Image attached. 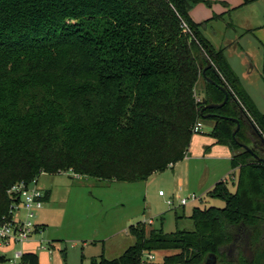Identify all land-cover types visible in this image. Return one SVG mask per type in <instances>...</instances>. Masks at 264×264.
I'll use <instances>...</instances> for the list:
<instances>
[{"label": "trees", "instance_id": "16d2710c", "mask_svg": "<svg viewBox=\"0 0 264 264\" xmlns=\"http://www.w3.org/2000/svg\"><path fill=\"white\" fill-rule=\"evenodd\" d=\"M207 0H0V223L8 191L41 173L141 182L184 160L195 125L214 122L215 144L231 150L232 182L208 193L223 208H195L194 230L129 228L134 244L91 264H264V112L244 89L224 49L202 34L190 11ZM217 18V17H216ZM187 24L188 30L183 27ZM202 82V93L198 94ZM225 88L229 94L226 104ZM207 116H209L207 118ZM237 119L240 124L237 128ZM235 176V175H234ZM46 198V197H45ZM245 235L252 257L236 245ZM243 236V235H242ZM7 261L0 256V264ZM21 264H40L36 253Z\"/></svg>", "mask_w": 264, "mask_h": 264}, {"label": "rangeland", "instance_id": "374dc122", "mask_svg": "<svg viewBox=\"0 0 264 264\" xmlns=\"http://www.w3.org/2000/svg\"><path fill=\"white\" fill-rule=\"evenodd\" d=\"M254 1L257 0L251 2ZM227 21L229 15H225V20L200 29L216 50L223 48L225 38L231 37L232 31L225 29ZM257 54L260 56L261 51ZM256 90L253 92L255 101L264 108V95ZM202 124L203 133L194 134L187 156L174 170L168 168L153 173L141 182L77 178L72 173H41L38 185L52 196L37 212L35 221L45 228L22 245L0 248V254L10 256L19 250L36 253L40 264H91L92 258L101 255L108 260L120 257L134 244L129 228L138 223L146 224L147 234L152 229H162L168 234L177 230H194L190 217L195 208L225 206L223 201L208 195L218 182L227 180L229 190H236V184L231 181L237 174L231 168V150L213 145L212 120L203 119ZM160 191L164 195L161 196ZM191 195L198 199L180 206L179 202ZM241 235L245 239L244 233ZM240 246L249 251L250 257L253 256L245 242ZM235 251L234 248L231 254ZM172 254V251L147 254L145 264H164V257Z\"/></svg>", "mask_w": 264, "mask_h": 264}, {"label": "crops", "instance_id": "0c3cea01", "mask_svg": "<svg viewBox=\"0 0 264 264\" xmlns=\"http://www.w3.org/2000/svg\"><path fill=\"white\" fill-rule=\"evenodd\" d=\"M207 1H211L213 4L211 3L209 7L203 3L196 5L190 11V17L198 24L207 21L204 28H208L209 24L225 20V15H229V21L226 22L225 29L231 30L232 33L231 37L225 38V44L221 49H224L230 66L240 77L247 94L256 103L253 92L257 89L256 92L264 95V0L254 2H251L252 0ZM246 38L247 42L245 44ZM260 51L261 55L259 56L257 53ZM198 87L200 88L198 93L201 94L202 82L199 83ZM256 105L260 111L264 112V108H260L257 103ZM201 133H203V129ZM213 145H217L214 139ZM229 155L231 159L232 153ZM176 165L172 167L173 170ZM42 189L46 193L45 204L51 200L52 195L48 190ZM37 225L40 230L45 228V225L39 222H37ZM12 255L0 254V256H5L7 259Z\"/></svg>", "mask_w": 264, "mask_h": 264}, {"label": "built area", "instance_id": "2783aa9c", "mask_svg": "<svg viewBox=\"0 0 264 264\" xmlns=\"http://www.w3.org/2000/svg\"><path fill=\"white\" fill-rule=\"evenodd\" d=\"M183 27L188 30L186 23H183ZM202 129L203 124L200 121L195 125L194 132L201 133ZM72 175L77 178L81 177L73 173ZM38 182L39 178H35L28 184L20 182L8 191L10 198L13 200L9 211L11 219L8 222L0 223V248L22 245L30 241L32 236L40 230L35 218L37 212L43 208L46 193L39 187ZM160 195H164V192L160 191ZM197 199L196 195H191L188 198L182 199L179 204L184 207L189 202L196 201ZM23 254L22 251H14L5 264H21ZM149 258L151 259L152 256H149Z\"/></svg>", "mask_w": 264, "mask_h": 264}, {"label": "water", "instance_id": "95a60500", "mask_svg": "<svg viewBox=\"0 0 264 264\" xmlns=\"http://www.w3.org/2000/svg\"><path fill=\"white\" fill-rule=\"evenodd\" d=\"M223 91L225 92V95H226L224 102H223L222 104H220V105H210V106H209L210 108H220V107H222V106H224V105L226 104V102H227V100H228V97H229V94L226 92L225 88H223ZM208 117H209V116H207V118H208ZM248 118H250V120L252 121V127H253V129H254V131H255V133H256L258 139H259V143L264 147V131L262 130V128H261V127L259 126V124L257 123V121H256V119H255V117H254L253 114H250ZM234 121L237 123V128H236V130H235V132H234V135H235L236 132H237V131L239 130V128H240V124H239V121H238L237 119H234ZM243 148H244L245 150L249 151V152L254 156L255 159L264 162V159L261 158V157H259V156H257V155H255V154L252 152V150H251L250 147H248V146H246V145H243ZM237 237H241V236H237ZM242 242H243V241H242ZM236 245H238V244L236 243L235 245L232 246V249L230 250V253L234 250V248L236 247ZM244 252H245V255H246L247 257H250V255H249V251H247V249H244ZM250 258H251V257H250ZM205 264H217V258H216V256H215V255H210V256L207 258Z\"/></svg>", "mask_w": 264, "mask_h": 264}, {"label": "flooded vegetation", "instance_id": "af4514ba", "mask_svg": "<svg viewBox=\"0 0 264 264\" xmlns=\"http://www.w3.org/2000/svg\"><path fill=\"white\" fill-rule=\"evenodd\" d=\"M242 241H244V237L242 235H241V237H236V243L238 245H240V243H242ZM244 249H245V247H244ZM229 254L232 255L231 253H229ZM217 263H218V260H217Z\"/></svg>", "mask_w": 264, "mask_h": 264}]
</instances>
